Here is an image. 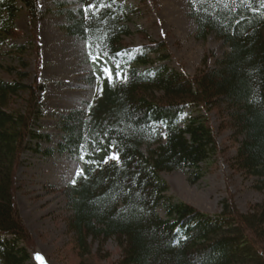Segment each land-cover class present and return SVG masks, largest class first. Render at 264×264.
Returning a JSON list of instances; mask_svg holds the SVG:
<instances>
[{
	"label": "trees",
	"instance_id": "1",
	"mask_svg": "<svg viewBox=\"0 0 264 264\" xmlns=\"http://www.w3.org/2000/svg\"><path fill=\"white\" fill-rule=\"evenodd\" d=\"M23 1L40 31L43 0H0V45L21 30ZM81 2L69 28L88 40L95 65L90 81L98 92L89 109L64 115L63 143L86 164L68 189L81 264H264V201L246 211L229 197L224 211L212 212L171 195L165 174L191 167L201 181L205 163L224 150L222 132L234 128L240 142L235 165L259 175L264 190V0H192L199 36L218 32L233 45L221 66L209 57L198 74L156 64L155 53L169 49L167 40L142 47L128 41L135 33L132 19L145 13L139 5ZM18 45L24 57L12 70L16 78L0 75V264H42L34 261L35 235L19 193L27 151L35 139L52 136L37 128L48 81L42 69L37 80H29L34 73L27 53L33 46ZM36 47L43 55L42 45ZM26 94V107H16L15 99ZM220 108L228 114L221 128L213 117ZM114 237L124 251L117 260L106 248ZM100 240L104 246L98 250Z\"/></svg>",
	"mask_w": 264,
	"mask_h": 264
},
{
	"label": "rangeland",
	"instance_id": "2",
	"mask_svg": "<svg viewBox=\"0 0 264 264\" xmlns=\"http://www.w3.org/2000/svg\"><path fill=\"white\" fill-rule=\"evenodd\" d=\"M128 1L145 12L132 19L135 33L128 36V41L137 47L155 39L168 41L169 49L155 53L158 65L170 63L198 74L206 68L209 57L211 63L221 66L233 50V45L218 32L209 38L199 36L200 22L193 14L192 0ZM43 4L46 17L38 32L30 7L22 2L24 9L18 17L21 30L15 38L0 45V75L16 78L12 70L23 65L24 57L18 44L33 46L27 53L32 61L29 69L34 73L29 80H37L42 69L48 81L44 112L37 128L52 136L35 139L34 147L25 155V164L20 169V206L35 235L34 261L81 264L76 232L71 229L70 220L75 210L71 207L68 189L86 164L79 153L63 146L68 135L64 115L72 114L77 108H90L98 92L90 81V71L95 66L89 56L88 40L69 28L72 10L83 6L81 0H43ZM38 44L43 47V55L38 52ZM167 54L171 56L165 57ZM28 95L17 97L15 106L25 108ZM227 106L230 104L224 107ZM221 109L213 111L214 122L220 128L228 119L225 109ZM187 115L191 117L192 112ZM225 131L221 136L224 150L205 163L206 176L201 181H195L198 171L191 167L165 172L173 185L169 193L212 212L224 211L227 199L234 197L244 210L250 211L255 204L264 201V190L258 186L260 176L238 169L235 162L240 142L236 143L234 128ZM51 149L54 151L50 152ZM147 150L151 153L149 145ZM162 211L169 215L167 207ZM102 246L104 242L98 241V250ZM106 248L116 254L115 260L124 255L118 237L109 240Z\"/></svg>",
	"mask_w": 264,
	"mask_h": 264
},
{
	"label": "snow or ice",
	"instance_id": "3",
	"mask_svg": "<svg viewBox=\"0 0 264 264\" xmlns=\"http://www.w3.org/2000/svg\"><path fill=\"white\" fill-rule=\"evenodd\" d=\"M107 71H108L109 75H111L113 78H115V76H116L115 71H113L111 68H109ZM120 77H121V78L124 77V72H123V70H121V72H120ZM116 155H117V158H119L121 154L117 153ZM77 182H78V181H77Z\"/></svg>",
	"mask_w": 264,
	"mask_h": 264
}]
</instances>
